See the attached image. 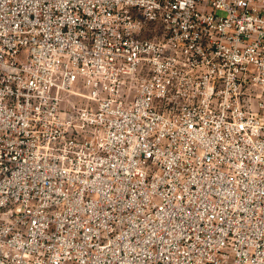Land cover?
Instances as JSON below:
<instances>
[{
  "label": "built area",
  "instance_id": "1",
  "mask_svg": "<svg viewBox=\"0 0 264 264\" xmlns=\"http://www.w3.org/2000/svg\"><path fill=\"white\" fill-rule=\"evenodd\" d=\"M0 264H264V0H0Z\"/></svg>",
  "mask_w": 264,
  "mask_h": 264
}]
</instances>
